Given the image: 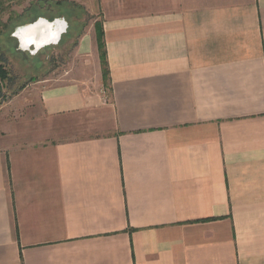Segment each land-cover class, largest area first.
Segmentation results:
<instances>
[{
    "label": "crops",
    "instance_id": "1",
    "mask_svg": "<svg viewBox=\"0 0 264 264\" xmlns=\"http://www.w3.org/2000/svg\"><path fill=\"white\" fill-rule=\"evenodd\" d=\"M89 3L109 86L82 36L0 124V264H264V0Z\"/></svg>",
    "mask_w": 264,
    "mask_h": 264
},
{
    "label": "rangeland",
    "instance_id": "2",
    "mask_svg": "<svg viewBox=\"0 0 264 264\" xmlns=\"http://www.w3.org/2000/svg\"><path fill=\"white\" fill-rule=\"evenodd\" d=\"M91 1L94 7V0ZM38 17L64 19L68 34L58 45L33 55L31 48L20 46L12 35L17 27ZM97 23L98 16L90 9L89 0H0V58L5 73L0 78V117L6 120L0 124L12 123L17 110L24 115L26 105L36 101L34 96L43 87L65 84L84 75L94 76L91 57L79 54L78 45L82 36L96 39ZM1 132H8V128Z\"/></svg>",
    "mask_w": 264,
    "mask_h": 264
},
{
    "label": "water",
    "instance_id": "3",
    "mask_svg": "<svg viewBox=\"0 0 264 264\" xmlns=\"http://www.w3.org/2000/svg\"><path fill=\"white\" fill-rule=\"evenodd\" d=\"M39 22L45 23V25H47V26H51V25H54L55 23H59V22L63 23V29L60 33H58L56 35L55 42H52V40H51L49 42H43L41 45H38L39 40H42V38H43L41 36L45 32H47V30H45V32L42 33L38 30L39 27H36V26L39 24ZM67 29H68L67 23L62 18H55L51 21H49L45 18H38L36 21H34L32 23L17 27L12 36L17 39L20 46H21V40L16 35L17 32H21V33L27 32L29 36H32L33 41H31L28 44L26 43V46H27L26 49L28 50L31 48L30 52H31V54L34 55L43 48H46L48 46L58 45L60 43L63 35H65L67 33Z\"/></svg>",
    "mask_w": 264,
    "mask_h": 264
},
{
    "label": "trees",
    "instance_id": "4",
    "mask_svg": "<svg viewBox=\"0 0 264 264\" xmlns=\"http://www.w3.org/2000/svg\"><path fill=\"white\" fill-rule=\"evenodd\" d=\"M37 19H35L34 21H36ZM53 19H55V18H51V19H49V21H51ZM95 33H96V36H95L96 37V46H97V50H98V54H99V60H100V66H101L102 82H103L105 87H108L109 86L108 63H107L105 45L103 42V32H102L101 25L99 23L95 24ZM67 34H68V31L65 35H67ZM62 39H63V37H62ZM62 39H61V41H62ZM4 77H5V73L3 71V60L0 58V78L3 79Z\"/></svg>",
    "mask_w": 264,
    "mask_h": 264
},
{
    "label": "bare ground",
    "instance_id": "5",
    "mask_svg": "<svg viewBox=\"0 0 264 264\" xmlns=\"http://www.w3.org/2000/svg\"><path fill=\"white\" fill-rule=\"evenodd\" d=\"M39 27L38 30L42 33L45 32V30H47V32H45L41 37L42 40H39L38 45H41L43 42H49L52 40V42H55V38L56 35L58 33H60L63 29V23L59 22V23H55L54 25L51 26H47L45 25V23L39 22V24L36 26ZM20 40H21V46L23 48H27L26 43H30L31 41H33L32 36H29L27 32L21 33V32H17L16 34Z\"/></svg>",
    "mask_w": 264,
    "mask_h": 264
},
{
    "label": "flooded vegetation",
    "instance_id": "6",
    "mask_svg": "<svg viewBox=\"0 0 264 264\" xmlns=\"http://www.w3.org/2000/svg\"><path fill=\"white\" fill-rule=\"evenodd\" d=\"M48 20V19H47Z\"/></svg>",
    "mask_w": 264,
    "mask_h": 264
}]
</instances>
